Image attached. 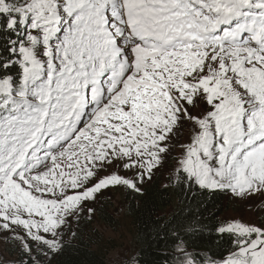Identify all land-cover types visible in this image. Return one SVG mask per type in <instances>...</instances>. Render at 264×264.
I'll return each mask as SVG.
<instances>
[{"label":"snow or ice","instance_id":"snow-or-ice-1","mask_svg":"<svg viewBox=\"0 0 264 264\" xmlns=\"http://www.w3.org/2000/svg\"><path fill=\"white\" fill-rule=\"evenodd\" d=\"M0 39V230L26 251H59L102 190L141 192L184 119L185 181L264 198V0H0ZM218 231L236 245L220 264H264V224Z\"/></svg>","mask_w":264,"mask_h":264},{"label":"trees","instance_id":"trees-1","mask_svg":"<svg viewBox=\"0 0 264 264\" xmlns=\"http://www.w3.org/2000/svg\"><path fill=\"white\" fill-rule=\"evenodd\" d=\"M0 57H7L3 39ZM10 74L18 76L19 69L13 68ZM167 170L171 173L173 169L155 171L150 180L140 185L141 192L127 190L124 194L135 264H178V245L199 257L197 264L208 259L220 263L236 248L232 234L218 231L225 213L236 206L229 190L202 189L177 174L167 180L162 176L167 175ZM108 212L109 208L102 206L97 215L101 224L112 228L114 221ZM259 217L264 218V210ZM61 244L59 251L47 256L5 250L13 261L4 263L0 259V264H106L103 243L85 224H80L70 240Z\"/></svg>","mask_w":264,"mask_h":264},{"label":"rangeland","instance_id":"rangeland-1","mask_svg":"<svg viewBox=\"0 0 264 264\" xmlns=\"http://www.w3.org/2000/svg\"><path fill=\"white\" fill-rule=\"evenodd\" d=\"M185 106L193 116L203 115L209 108L206 102L198 97L194 99L193 105L186 104ZM196 130L198 129L194 127L193 121L188 119L180 121L169 139L165 142L167 151L162 154L160 165L154 169V172L159 170L163 172L168 168L170 170L173 169L171 173L167 170L166 176L162 175L166 179H172L176 174L183 175L179 171L178 161L185 157L186 147L191 142ZM111 172H116L129 178L132 176L131 170L122 168H107L100 175ZM140 185H143V183L139 184V187ZM127 190L131 189L124 186L110 187L98 193L95 199L84 201L81 204V211H79L78 215L69 217L68 222L63 226L59 237L61 242L69 241L78 226L85 224V227L89 226L98 234L99 240L103 243L102 248L106 264H135L134 244L129 228L130 225L124 213V194ZM228 190L232 198L231 201L236 206H234L233 210L225 213L222 219V226L226 227L229 223L233 222H242L246 225L264 224V218L260 220L259 217L261 211L264 210V198L259 196L251 199L240 198L235 196L230 189ZM102 206L109 208L108 215L114 221L112 228L101 224L98 219L97 211ZM89 209H92V211L89 212ZM22 234L23 230L21 228H16L15 232L0 230V259L4 263H11L13 261V258L7 257L8 253L5 250L13 252L14 249H18L25 254L40 253L44 256L50 253L44 246L30 239L27 242L31 245V251H26L22 247V244L25 242L21 239ZM177 256L180 258L181 254L177 252ZM178 264H180V260Z\"/></svg>","mask_w":264,"mask_h":264}]
</instances>
